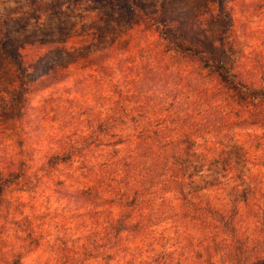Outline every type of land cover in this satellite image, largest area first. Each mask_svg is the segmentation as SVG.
<instances>
[{
    "label": "trees",
    "instance_id": "1",
    "mask_svg": "<svg viewBox=\"0 0 264 264\" xmlns=\"http://www.w3.org/2000/svg\"><path fill=\"white\" fill-rule=\"evenodd\" d=\"M95 1L112 10L113 19L130 23V34L81 63L108 80L123 68V86L113 82L116 101L98 118L91 112L87 133L49 154L37 169L23 154L17 163L7 155L0 136V232L6 229L12 207L9 191L32 188L40 180H50L60 168L80 163V188L57 184V194L78 210L89 214L101 210L107 221L98 222L100 228L90 233L80 252L58 264L90 260L111 264L129 253L123 242L130 236L148 234L168 220L175 221L170 225L182 223V232L177 226L173 229L177 240L182 233V246L157 244L151 264H174L178 257L177 264H264V230L256 224L258 216L255 220L251 216L256 206L253 195L236 184L240 178L229 176L230 171L237 173L238 165L227 164V145L235 130L264 132V77L258 80L244 70L242 40L228 5L214 0L215 8L208 7L206 22L212 20L208 27L215 28L207 32L188 18L158 19L161 13L147 12L134 0ZM137 29L158 36L150 45L154 56L142 66L125 59ZM0 32L6 39L0 40V97L9 94L11 99L4 104L0 98V119L9 117L21 135L32 124L34 96L65 83L71 75L70 49L53 39L15 45L8 38L11 26ZM50 52L54 56L47 59ZM177 65L194 66L202 84L193 89L188 74L173 72ZM177 76L188 84L179 88L180 84L166 82ZM156 107L165 116L155 119L150 108ZM128 126L134 127V136L124 135ZM202 142L205 148H199ZM98 154L104 157L101 164L95 162ZM215 165H223L226 182L198 186V175ZM251 224L257 234L254 240L247 234ZM94 236L100 240L95 237L91 245ZM29 238L31 252L40 239ZM24 254L12 260L0 256V264H21Z\"/></svg>",
    "mask_w": 264,
    "mask_h": 264
},
{
    "label": "rangeland",
    "instance_id": "2",
    "mask_svg": "<svg viewBox=\"0 0 264 264\" xmlns=\"http://www.w3.org/2000/svg\"><path fill=\"white\" fill-rule=\"evenodd\" d=\"M140 3L147 12L161 13L158 19L166 20L172 16L188 18L193 24L203 25L204 31L210 32L215 28L208 27L212 20L206 22L208 7L215 8L214 4H217L214 0H134V4ZM224 4L228 5L236 33L242 40L243 68L259 80L264 77V0H224ZM111 15L112 10L102 7L95 0H0V31L4 32L7 26H11L8 38L13 44L53 39L70 49L67 57L71 75L65 83L34 96L30 104L31 126L23 129L20 135L9 117L0 119L2 146L7 155L14 156L16 163L23 154L29 162L33 159L32 164L37 169L49 154L73 145L80 133H87V124L93 116H102L112 101H116L117 93L113 92L117 90L112 84L115 82L123 86V68L118 67L117 75L108 80L92 67L85 69L81 63L84 57H94L118 39L129 36L131 24L123 19H113ZM219 25L223 26L224 22ZM1 34L0 40L5 41ZM157 37L148 32L143 34L141 29L133 31L130 53L125 55V59L130 57L136 66H142L150 56H154L150 45L157 41ZM53 56L54 53L50 52L47 59ZM172 70L181 76L188 74L186 78L193 89L202 84L197 74L193 73L197 71L194 66L177 65ZM36 74H40V71L37 70ZM178 78L166 82L180 84L179 88L188 84ZM212 87H215L214 83L209 88ZM0 98L6 104L10 95ZM157 108H150L151 114H156L154 118L160 114L165 116L166 113ZM135 133L133 126L124 130L125 136H134ZM62 141L66 145H62ZM227 147V164L238 165L237 173L231 175L230 171L229 176L243 179V183L239 180L236 184L247 188L246 195H253L256 206L251 210V216L253 220L258 216L256 224L264 230V132L257 128L235 130ZM199 148H205L204 142ZM107 149L110 153L111 148ZM95 162L103 163L104 157L98 154ZM80 167V163L62 167L50 180H40L23 191L8 192L7 199L12 207L6 229L0 232L1 258L12 260L14 256L25 253L21 264H58L66 256H73L82 250L90 233L100 228L98 222L107 221V216L100 209L94 214H89L86 209L78 210L75 204L57 194V184L69 186L71 190L80 188ZM224 175L223 165L206 167L195 183L201 187L217 180H224L225 183ZM169 222L175 221L168 220L148 234L130 236L123 242L129 253L111 264H129L128 260L132 261L130 264H151L155 259L153 248L157 244L167 243L166 248L182 246V233L178 240L173 233L174 226L181 228L179 232H182V223L170 225ZM251 226L247 234L254 240L257 234ZM29 236L40 239L38 247L31 252L28 251ZM95 237L100 240L97 236L92 237L91 245ZM75 256L78 257V253ZM179 262L181 259L178 257L174 264ZM86 264H102V260H90Z\"/></svg>",
    "mask_w": 264,
    "mask_h": 264
}]
</instances>
